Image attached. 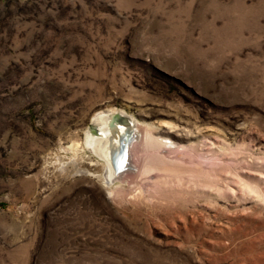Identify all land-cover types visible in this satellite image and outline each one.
<instances>
[{"label": "rangeland", "instance_id": "obj_1", "mask_svg": "<svg viewBox=\"0 0 264 264\" xmlns=\"http://www.w3.org/2000/svg\"><path fill=\"white\" fill-rule=\"evenodd\" d=\"M0 264H264V0H0Z\"/></svg>", "mask_w": 264, "mask_h": 264}, {"label": "bare ground", "instance_id": "obj_2", "mask_svg": "<svg viewBox=\"0 0 264 264\" xmlns=\"http://www.w3.org/2000/svg\"><path fill=\"white\" fill-rule=\"evenodd\" d=\"M114 112L117 111L108 110L106 113H100L96 118V122L99 124L98 132L95 134L88 133L85 140V147L104 164L102 181L108 187L114 182L119 181L132 170L129 151L132 140H136V136L140 134V130L138 131L137 129L138 127L130 122L128 126L113 124L111 121V114ZM159 134H161L162 137L164 134L166 136L170 135L165 132ZM127 136L128 139L126 141L125 139ZM153 140L155 141L157 139L153 138ZM123 146H125V150H122ZM122 152L125 154L123 155Z\"/></svg>", "mask_w": 264, "mask_h": 264}, {"label": "water", "instance_id": "obj_3", "mask_svg": "<svg viewBox=\"0 0 264 264\" xmlns=\"http://www.w3.org/2000/svg\"><path fill=\"white\" fill-rule=\"evenodd\" d=\"M111 121H112V123L115 124V125H121L120 122H119L117 119H111ZM93 132H94V131H93ZM127 139H128V136L126 137L125 140L127 141ZM122 150H125V146H123ZM123 152H124V151H123ZM123 152H122V154L124 155L125 153H123ZM119 167H120V166H119Z\"/></svg>", "mask_w": 264, "mask_h": 264}]
</instances>
